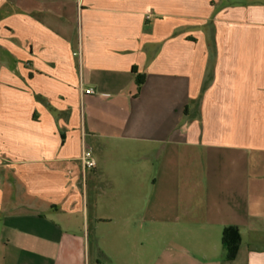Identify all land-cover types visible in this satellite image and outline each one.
I'll return each instance as SVG.
<instances>
[{
  "label": "crops",
  "instance_id": "crops-1",
  "mask_svg": "<svg viewBox=\"0 0 264 264\" xmlns=\"http://www.w3.org/2000/svg\"><path fill=\"white\" fill-rule=\"evenodd\" d=\"M0 264H264V0H0Z\"/></svg>",
  "mask_w": 264,
  "mask_h": 264
},
{
  "label": "trees",
  "instance_id": "trees-1",
  "mask_svg": "<svg viewBox=\"0 0 264 264\" xmlns=\"http://www.w3.org/2000/svg\"><path fill=\"white\" fill-rule=\"evenodd\" d=\"M132 72L133 74H136L135 71L132 70ZM135 83L137 85V90H139L144 83V75L136 74ZM239 243L240 236L235 227H226L223 229L221 236V249L224 259L230 261L235 258Z\"/></svg>",
  "mask_w": 264,
  "mask_h": 264
},
{
  "label": "built area",
  "instance_id": "built-area-1",
  "mask_svg": "<svg viewBox=\"0 0 264 264\" xmlns=\"http://www.w3.org/2000/svg\"><path fill=\"white\" fill-rule=\"evenodd\" d=\"M85 93L94 94V90L92 88H89L85 90ZM79 161L83 171L93 169L95 166L91 151L89 149L82 150Z\"/></svg>",
  "mask_w": 264,
  "mask_h": 264
},
{
  "label": "rangeland",
  "instance_id": "rangeland-1",
  "mask_svg": "<svg viewBox=\"0 0 264 264\" xmlns=\"http://www.w3.org/2000/svg\"><path fill=\"white\" fill-rule=\"evenodd\" d=\"M91 154H92V153H91ZM92 157H93V155H92ZM93 160H94V157H93ZM94 163H95V162H94ZM91 173H92V172H91L90 170H88L87 181H86V180H83L84 185H87V187H88V191H89V190H90V191H93V190L91 189L93 185H95V187L100 188V190L104 189L101 180L96 179V178H95V179L92 178V177L90 176Z\"/></svg>",
  "mask_w": 264,
  "mask_h": 264
}]
</instances>
